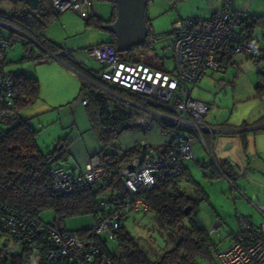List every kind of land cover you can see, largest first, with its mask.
Returning a JSON list of instances; mask_svg holds the SVG:
<instances>
[{
    "label": "built area",
    "instance_id": "built-area-1",
    "mask_svg": "<svg viewBox=\"0 0 264 264\" xmlns=\"http://www.w3.org/2000/svg\"><path fill=\"white\" fill-rule=\"evenodd\" d=\"M51 1L60 14L67 11L80 13L91 2ZM239 15L231 8V1L226 0L225 7L208 20L183 18L175 22L172 73L144 63L122 60L117 50L106 43L89 47L88 56L103 67L97 75L101 83H96L106 89L105 85L109 84L139 98V102L133 101L112 91L130 106L144 112L138 118L140 124L146 125L158 118L164 121V135L171 142L172 152L139 156L121 163L112 157L92 155L85 161L83 169L77 171L61 165L53 166L51 177L55 195L83 190L102 193L111 187V199H99L93 225L80 232L63 230L56 221H44L0 201V247L17 250L20 244H25L32 253L27 264H116L103 241L116 240L125 222L135 214L149 210L144 195L158 184L183 175L185 163L195 158L191 140L198 138L205 143L204 133L211 130L206 123L209 105L192 97L198 82L210 71L222 72L229 67H238L236 58L245 55L263 62L259 86H264V47L248 37ZM25 35L29 38L27 56L34 54L38 57L40 53L35 51L39 46L48 53V60L69 57L66 50L53 53L37 38ZM156 41L154 34H148L145 39L149 47ZM11 47L9 40L0 39V137L19 116L14 104V80L6 72ZM83 103L86 105L87 99ZM154 106L165 108L167 112H158L152 108ZM117 183L124 187V195L114 191L112 184ZM255 207L264 218V204ZM238 220L239 230L234 240L228 248L218 252L220 264H264V219L260 225L244 215ZM221 224L219 221L216 226Z\"/></svg>",
    "mask_w": 264,
    "mask_h": 264
},
{
    "label": "trees",
    "instance_id": "trees-1",
    "mask_svg": "<svg viewBox=\"0 0 264 264\" xmlns=\"http://www.w3.org/2000/svg\"><path fill=\"white\" fill-rule=\"evenodd\" d=\"M109 1L113 4L112 17L105 20L99 16H91L87 19V25L111 32L113 35L111 41L105 43L114 47L122 60L144 63L158 70L172 73L173 70L167 69L163 63L161 65L151 64L150 60L133 55L132 51L137 46L128 51L118 50L116 34L107 28L117 18V6L114 0ZM19 6L22 7L10 12L0 9V20L37 38L53 53L63 49L43 36L46 29L61 15L56 12L51 0H40L37 12L31 11L25 3H20ZM239 20L249 38L256 39L255 32L258 28L264 32V15L256 16L243 13L239 15ZM147 25L149 34H153L148 18ZM14 39L15 34H12L8 39L11 45H13ZM28 43L29 41L25 43V48ZM143 46H146V43H143ZM27 57L29 59H44L46 55L41 53L38 57L34 54ZM63 59L67 61L65 58ZM68 63L70 64V61ZM12 77L14 80V104L19 111V116L0 137V201L9 203L21 211L39 218L43 212L53 211L57 224L63 230H67L63 224L65 218L87 213H93L94 216L98 214L97 197L101 193L83 190L64 196L54 194L51 170L60 154H57V148L55 151H42L38 144L39 131L32 126L30 118L21 116V112L39 100L40 81L36 76L25 73H16ZM105 86L126 99L140 101L139 98L126 90L109 84ZM83 91H86L85 99H87L86 106L90 124L104 145L96 155L115 158L118 163L141 156L143 145L140 144L127 149L123 155L106 152L113 141L119 140L124 132L135 127L131 121H134L136 117V109L126 108L125 106L128 105L123 104L118 98L87 85L83 86ZM257 96H264V86L257 88ZM154 107L160 112H167L160 106ZM171 152V142L167 141L162 154L168 155ZM180 176L158 184L144 195L149 209L158 215L161 223L179 235L177 245L166 251L160 260L154 261L150 259L147 252L140 247L123 224L116 239L118 240L117 249L112 250L108 246V242L103 241L116 264H197L198 257L212 259L214 254L218 255L220 249L210 230L200 226L195 220V200L183 192L176 183ZM112 187H114V191L118 190L119 194H125L124 187L120 183L112 184ZM189 205L192 206V211L186 214V208ZM31 258L32 253L25 244H20L17 250L6 246L0 247V264H27Z\"/></svg>",
    "mask_w": 264,
    "mask_h": 264
},
{
    "label": "rangeland",
    "instance_id": "rangeland-1",
    "mask_svg": "<svg viewBox=\"0 0 264 264\" xmlns=\"http://www.w3.org/2000/svg\"><path fill=\"white\" fill-rule=\"evenodd\" d=\"M230 1L232 2L231 8L236 10L239 14L249 13L256 16L264 15V0ZM224 3L225 0H186L185 4L182 6H180L181 3L179 2L178 8L176 9L184 7L192 11L195 9L198 11H204L210 10L216 6H222ZM19 5L20 3H14L10 0L0 1V9L3 11L10 12L15 8H19ZM95 5L101 10H104V15H108L110 10L112 12V3L108 1L96 0ZM172 8V3L169 0H152L148 3L146 18L151 22V30L157 35L158 40L153 47L141 45L135 47L132 51L133 55L148 59L151 64L157 63L161 65L163 63L165 64V67L170 70L174 67L172 58V43L174 41L172 23L176 18L173 15L176 13L171 15L168 13H162L166 11L172 12ZM184 16L194 17L193 15ZM201 16L204 17L202 14ZM62 17L63 16L61 15L60 20ZM81 20L83 19L81 18L79 21L80 24L82 22V29L76 30L78 31L77 35H79L78 41L82 43L80 47H86L85 44L88 42H102L109 36V33L102 29H90L84 26L85 23ZM0 21L4 22L3 20ZM71 25L68 24V29L74 30L76 27H79L73 25L71 28ZM59 28L63 31L61 27ZM12 34H15L17 38L15 39V42H13V46L8 55L9 64L7 62L6 72H25L27 75L32 76L36 74L39 77L41 84L39 100L30 106L22 116L30 117L32 126L39 131L38 144L41 150L49 152L53 150L55 151L57 148V154H60V157L56 163L70 171L75 170L78 165L83 163V161L85 163L88 154H95L104 147L98 134L92 129L90 124L88 107L83 103V100L86 98V91H83V86L87 85L93 89H101L103 92L114 98L118 97L112 91H108V89L94 83V81L88 80L82 73L80 74L74 70H72L73 74L66 72L63 67L58 66L56 63L53 65L54 68H49L40 65V62H44L43 59H29L27 57L26 48L25 50L23 48V43L29 38L20 32V30L0 23V39L8 40ZM257 37L260 43L264 45V32H262L261 28L257 29ZM240 59V56L236 58L237 61ZM91 62L92 61H90V63ZM91 65L98 68L99 64L92 62ZM249 65L255 66L256 68L257 66L262 67L263 62L258 63L257 66L255 63L250 62ZM207 78L208 77L205 79L207 80ZM211 93V86L207 84L204 85V81H202L194 88L192 97L197 100H209V95ZM118 100L122 101L123 104L125 103L128 105L125 106L126 108L131 109L132 106L125 101L120 98H118ZM146 128H153L155 130V140L151 145L161 149L166 139L168 140V137L162 135L158 119L154 120L149 126H146ZM134 134V132L125 133L119 140L113 141L108 148L109 152H120L121 149L129 147L132 143L131 140H129L130 136L134 137ZM182 184L183 190L199 201L195 220L200 226L211 230V227L214 225L212 223L214 221L212 217L216 214L213 207L206 203V200L201 199L202 196H200L201 194L197 189L193 188L188 183L184 182ZM238 189L235 184L231 183L230 185H227L224 191L226 196H223L222 194L219 197V201H217L219 205H224V210L228 213H232L235 208L234 202H237L241 198ZM222 190L220 191L222 192ZM112 193L113 190L111 188L104 190L97 197V201H99V199L110 200ZM116 193H119V191L116 190ZM210 210L213 212H210ZM41 219L47 222H53L55 221V214L53 211H45L41 214ZM94 220V214L87 213L67 217L63 220V224L67 230L80 232L90 228L93 225ZM125 226L139 243L140 247L144 249L150 259L154 261L160 260L162 255L166 251L174 248L179 241V235L172 229L165 227L161 223L158 215L153 211L139 214L136 219H134V217L130 218L125 222ZM228 230H230V227L227 228L222 226L221 228L216 229L215 232L211 233L213 239L218 244L219 249L225 248L230 242ZM117 245L118 240H108V246L112 250L117 249ZM197 264H220V262L217 255L214 254L212 259L198 257Z\"/></svg>",
    "mask_w": 264,
    "mask_h": 264
},
{
    "label": "crops",
    "instance_id": "crops-1",
    "mask_svg": "<svg viewBox=\"0 0 264 264\" xmlns=\"http://www.w3.org/2000/svg\"><path fill=\"white\" fill-rule=\"evenodd\" d=\"M95 1L96 0H91L90 5L85 7L80 13L72 11L62 13L61 15L63 17L61 20L59 17L44 32V35L48 40L60 45L64 50L69 52V57L64 58L67 61L69 60L70 64L64 59L52 58L51 60H48V53L39 46H36L35 52L46 55L43 59L44 62H40V65L54 68L53 65L56 63L58 66L63 67L66 72L73 74L72 70H74L80 74H86L85 76L88 80H96L99 82V79L97 78V75L99 74L98 71L101 72L103 67L100 64L98 65V68L91 65L92 62H97L88 56L87 49L91 46L111 41L113 35L111 32L104 30L109 33L107 39L97 43L85 42L86 47H80L82 43L78 41L79 35H77L78 31H76L78 29H82V22L81 24L79 22L81 18L83 19L81 21L85 23L84 26L93 29L95 27L87 25V19L91 16H99L105 20H109L112 17L114 12L113 4L112 12L110 10L108 15H104V10L98 8L95 5ZM105 1L112 3L109 0ZM151 1L152 0H148V3ZM169 1L173 6L172 12L166 11L162 14L168 13L171 15L176 13L173 15L176 17L172 23L173 25L175 22L183 18L208 20L214 13L223 9L226 4L225 0V3L222 6H216L210 10L198 11L195 9L192 11L184 7L176 9L178 8L179 2L181 3L180 6H182L185 4L186 0ZM201 14L204 15V17H202ZM184 15H193L194 17ZM68 24H72L70 26L71 28L73 25H77L79 27H76L74 30L68 29ZM59 27H61L63 31L60 30ZM172 34H174L173 26ZM16 38L17 37L15 36V39ZM255 38L260 43L257 37V31L255 32ZM15 39L13 42H15ZM27 41H29V39L23 43L24 50L25 43ZM260 45L264 47L261 43ZM240 58L241 59L237 61L238 67H229L222 72L210 71L198 82L201 83L204 81V85L207 84L212 88L209 100H200L209 105L206 123L210 126L211 130L205 131L204 133L205 143L198 138H193L191 140L194 146L195 158L194 160H190L185 163V173L176 180L177 185L183 192L185 191L182 188V183H188L200 192L202 200H206V203L213 207L216 214L212 217L214 220L212 223L214 225L211 227V233L215 232L216 229L221 228L222 226L227 228L230 227V230H228L230 242L223 249L228 248L234 240L235 234L239 230L238 218L240 215L248 217L256 225H260L264 219L262 214L255 207V205L258 204H264V96H257V88L259 87L261 78V67L257 66L260 62L252 60L245 55H240ZM8 60L9 59H7V62L9 64ZM90 61L92 62L90 63ZM250 62L255 63L257 68L249 65ZM16 73L25 72H8L11 76ZM35 75L36 74H34V76ZM36 77L39 79L37 75ZM206 77L209 79L207 78L206 80ZM96 81L94 83H96ZM152 108L158 111L156 107ZM26 111L27 109L21 112V116ZM135 112L136 117L134 118V121H131L135 127L123 133H135L134 137L130 136L129 140L132 142L131 145L121 149L120 152L114 153L123 155L127 149L140 144L143 145L141 156H155L157 154H162V151L165 149V144L169 140L166 139L161 149H159V147H154L151 144L155 140L154 138L156 136V132L153 128H146V126H149L156 119H153L148 124L143 125L138 122V118L143 115L144 112L140 109H136ZM158 122L161 127L162 135H164V121L158 118ZM108 148L106 149V152L111 153ZM98 152L95 154H88L87 159L92 155H96ZM55 165L59 164L55 163ZM83 167L84 161L72 171L81 170ZM231 183L235 184L237 189L239 188L238 191L241 198L237 202H234L235 208L232 213H228L224 210V205H219L217 201H219V197L222 194L223 196H226L224 192L225 188ZM220 190H222V192ZM185 193L192 197L187 192ZM192 198L196 202L195 212L197 213L199 201L194 197ZM150 211L151 210L149 209L148 211L142 213ZM210 212L213 211L210 210ZM142 213L135 214L133 216L134 219ZM219 221H221L222 224L220 226H216ZM223 249H220L219 251Z\"/></svg>",
    "mask_w": 264,
    "mask_h": 264
},
{
    "label": "water",
    "instance_id": "water-1",
    "mask_svg": "<svg viewBox=\"0 0 264 264\" xmlns=\"http://www.w3.org/2000/svg\"><path fill=\"white\" fill-rule=\"evenodd\" d=\"M10 1L14 3H25L31 11H39L40 0ZM114 1L116 2L117 6V18L112 24H109L107 28L116 34L118 50L128 51L135 46L143 45L147 35L149 34L146 18L148 0ZM8 25L14 27L10 24ZM23 34L25 35V33ZM191 210L192 206L189 205L186 208V214H189Z\"/></svg>",
    "mask_w": 264,
    "mask_h": 264
}]
</instances>
